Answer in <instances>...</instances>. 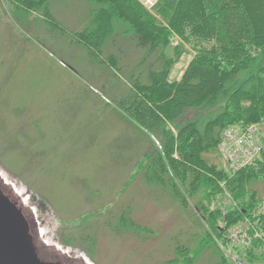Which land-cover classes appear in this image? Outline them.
<instances>
[{
    "label": "rangeland",
    "instance_id": "obj_1",
    "mask_svg": "<svg viewBox=\"0 0 264 264\" xmlns=\"http://www.w3.org/2000/svg\"><path fill=\"white\" fill-rule=\"evenodd\" d=\"M134 1L154 14L156 0L150 9ZM49 3L55 22L40 12H24L14 0H0V180L25 202L50 251L79 264H190L185 258L201 238L211 240V248L194 264H214V257L206 259L212 249L227 264H264V174L255 175L239 199L251 203L249 216L242 210L244 216L229 226L215 216L208 219L210 212L223 218L240 208L225 182L218 185L222 192H215L177 164L187 181L182 186L178 180L179 192L191 198L189 205L183 208L171 195L156 196L138 164L150 148L147 140H153L142 122L126 125L125 106L116 107L132 76L123 65L128 70L142 61V52L149 59L156 51L136 49L118 31L87 47L77 37L94 26L85 1ZM196 54L174 37L163 53L164 61L172 60L167 80L180 81ZM173 158L181 161L178 151ZM257 159L264 164V153ZM206 162L236 174L220 137L218 151Z\"/></svg>",
    "mask_w": 264,
    "mask_h": 264
},
{
    "label": "trees",
    "instance_id": "obj_2",
    "mask_svg": "<svg viewBox=\"0 0 264 264\" xmlns=\"http://www.w3.org/2000/svg\"><path fill=\"white\" fill-rule=\"evenodd\" d=\"M14 1L24 12H40L41 17L55 22L49 3L54 0ZM84 1L89 8V22L94 24L77 34L88 42L85 46H97L105 35L112 36L118 31L136 49L140 46L148 52L156 51L149 59L142 52V61L132 66L137 67L135 70L132 67L127 70L123 65L124 71L132 76L116 102L118 110L125 106L130 117L121 116V120L131 128L132 123L142 122L145 126L142 128L153 140H147L150 148L144 154L146 163H138L144 183L152 187L156 196L171 195L186 208L191 198L179 192L178 180L182 186L187 181L183 180L178 164L186 166L191 177L201 180L200 184L207 188L220 193L218 185L225 182L234 200L245 198L249 181L264 174V164L257 159L254 162L258 164L257 172L252 164L234 175L227 172L232 175L228 177L224 170L213 169L206 156L216 154L220 131L232 125L261 124L264 146V0H156L153 15L134 0ZM174 37L197 54L182 79L169 82L167 73L172 60L164 61L163 53ZM109 62L120 69L113 56H109ZM145 117L151 120L144 123ZM134 136L130 133L128 139ZM174 150L180 154V162L173 158ZM263 153L264 148L262 156ZM194 190L190 182L189 192ZM239 203L240 208L225 217L220 218L214 211L208 219L214 221L215 216L216 222L222 219L229 226L244 216L242 210L249 216L251 203L245 200ZM216 229L219 233L221 228ZM198 241L185 262L194 264L204 249L211 248V240L199 238ZM211 252L212 255L206 256L208 261L214 257V264H227L217 249Z\"/></svg>",
    "mask_w": 264,
    "mask_h": 264
},
{
    "label": "water",
    "instance_id": "obj_3",
    "mask_svg": "<svg viewBox=\"0 0 264 264\" xmlns=\"http://www.w3.org/2000/svg\"><path fill=\"white\" fill-rule=\"evenodd\" d=\"M0 264H79L58 251H50L31 211L3 180H0Z\"/></svg>",
    "mask_w": 264,
    "mask_h": 264
},
{
    "label": "built area",
    "instance_id": "obj_4",
    "mask_svg": "<svg viewBox=\"0 0 264 264\" xmlns=\"http://www.w3.org/2000/svg\"><path fill=\"white\" fill-rule=\"evenodd\" d=\"M141 1L148 9L155 4L153 0ZM261 133V128L257 125L228 126L224 129L220 136L222 153L235 172L251 166L261 155L263 148Z\"/></svg>",
    "mask_w": 264,
    "mask_h": 264
}]
</instances>
